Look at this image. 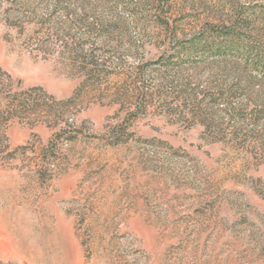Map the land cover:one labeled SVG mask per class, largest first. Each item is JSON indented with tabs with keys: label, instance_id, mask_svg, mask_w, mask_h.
<instances>
[{
	"label": "rangeland",
	"instance_id": "rangeland-1",
	"mask_svg": "<svg viewBox=\"0 0 264 264\" xmlns=\"http://www.w3.org/2000/svg\"><path fill=\"white\" fill-rule=\"evenodd\" d=\"M0 264H264V0H0Z\"/></svg>",
	"mask_w": 264,
	"mask_h": 264
}]
</instances>
